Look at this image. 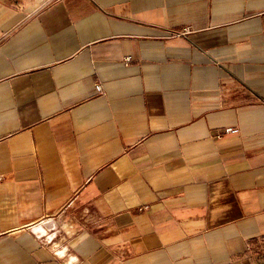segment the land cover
Returning <instances> with one entry per match:
<instances>
[{"label": "crops", "instance_id": "0c3cea01", "mask_svg": "<svg viewBox=\"0 0 264 264\" xmlns=\"http://www.w3.org/2000/svg\"><path fill=\"white\" fill-rule=\"evenodd\" d=\"M0 264H264V0H0Z\"/></svg>", "mask_w": 264, "mask_h": 264}, {"label": "built area", "instance_id": "2783aa9c", "mask_svg": "<svg viewBox=\"0 0 264 264\" xmlns=\"http://www.w3.org/2000/svg\"><path fill=\"white\" fill-rule=\"evenodd\" d=\"M96 88H97V90H100L101 89L100 85H97ZM236 131L237 130L235 128H232V127H228V128H226L224 130L225 133H232V132H236Z\"/></svg>", "mask_w": 264, "mask_h": 264}]
</instances>
